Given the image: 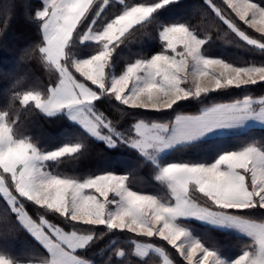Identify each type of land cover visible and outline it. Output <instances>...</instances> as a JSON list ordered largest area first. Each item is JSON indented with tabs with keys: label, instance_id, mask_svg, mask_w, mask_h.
Listing matches in <instances>:
<instances>
[{
	"label": "snow or ice",
	"instance_id": "obj_1",
	"mask_svg": "<svg viewBox=\"0 0 264 264\" xmlns=\"http://www.w3.org/2000/svg\"><path fill=\"white\" fill-rule=\"evenodd\" d=\"M95 3L42 0L41 9L34 13L42 41L33 53L39 54L57 79L46 90L12 93L6 110L0 109V195L18 223L46 249L48 255L39 264H92L78 253L95 242V226L101 225L108 232L158 237L188 264H264V145L248 143L238 150H225L210 163L162 162L172 150L193 146L209 133L244 128L251 121L264 125V97L245 95L231 103L205 106L196 115L177 114L164 123L138 119L130 125L131 135L118 130L97 109V102L114 99L131 109L159 112L179 106L181 101L200 100L216 90L248 88L264 82V62L237 66L206 56L202 49L209 36L201 37L188 23L162 22L164 12L178 0L125 5L100 28L95 27L97 19L109 0H102L88 22ZM205 3L238 37L264 52V42L242 31L213 0ZM226 3L239 20L264 34V6L252 0ZM154 23L159 26L163 50L148 59H136L115 74L113 52L125 42L130 30ZM80 25L85 27L78 31ZM77 41L95 44L97 51L87 58H77L73 52ZM17 102L25 111L34 107L48 118L66 117L110 150H118L121 145L135 150L155 166V179L167 187L170 198L133 191L128 185L130 174L105 172L83 179L54 174L48 170L50 163L77 160L87 144L78 140L43 150L28 135L15 131L19 124L18 116L14 118ZM18 197L58 215L73 225L72 230L66 231L44 216L37 222ZM256 212L262 215L256 217ZM185 221L235 231L251 242L241 254L229 257L220 248L206 244ZM77 225L90 227L81 230ZM133 243L136 256L145 258L155 252L164 264H174L164 248ZM117 255L124 257L125 252L120 250ZM0 264L21 262L0 254Z\"/></svg>",
	"mask_w": 264,
	"mask_h": 264
},
{
	"label": "trees",
	"instance_id": "obj_2",
	"mask_svg": "<svg viewBox=\"0 0 264 264\" xmlns=\"http://www.w3.org/2000/svg\"><path fill=\"white\" fill-rule=\"evenodd\" d=\"M264 6V0H254ZM155 0H109L97 25L114 18L123 11L125 5ZM102 0L96 3L89 14V20L95 17ZM229 18H231L248 35L264 40V35L254 31L228 8L223 0H213ZM41 6L40 0H0V109L6 110L12 93L28 89L46 90L55 83L57 75L50 70L40 58L33 53V48L42 41V33L38 30V22L34 13ZM193 7L191 10L189 7ZM86 22V23H88ZM163 23L183 22L196 28L201 37L209 36L210 40L203 46V52L210 56H219L236 65L245 66L248 63L264 62V52L248 45L226 25L216 13L205 3V0H178L164 12ZM85 25L78 26V31ZM157 24L137 26L130 30L125 42L112 55L111 63L116 72L136 59L147 58L163 50L159 41ZM97 51L92 43L80 44L77 41L73 52L75 55H89ZM79 79L81 77L76 74ZM245 95L261 97L264 95V82H259L248 88H229L216 90L200 100L179 102L172 109L165 111H146L131 109L118 101L105 99L97 102V109L102 111L126 135L132 133L130 127L138 119L148 121L168 122L178 113H197L202 107L218 102L235 101ZM18 116L19 124L15 131L18 135H28L43 150H53L64 143L82 140L87 144L84 153L75 161H63L48 165L54 174L75 175L81 179L89 175L105 172L130 174L128 184L135 190L156 194L164 199L170 198L167 187L155 179L156 169L144 160L138 152L121 145L118 150H110L104 142H97L89 137L78 125L64 116L48 118L44 114L29 107L26 111L17 102L14 108V118ZM248 143L264 145V127L252 126L245 129H234L224 135L212 136L198 141L195 145L172 150L163 157L162 162H211L216 155L225 150H238ZM19 198V197H18ZM27 212L37 221L44 216L66 230H72L73 225L65 223L61 217L38 208L32 202L19 198ZM256 212L254 216L260 217ZM194 234L209 245L220 248L227 256L240 254L245 245L251 241L245 236L231 230L211 228L198 221H185ZM76 227L87 230L90 226ZM97 239L86 250H80L83 258L92 264H158L160 256L150 253L141 258L134 254V240L151 241L168 252L178 264H187L177 254L175 248L158 237L147 238L129 232H108L104 226H95ZM103 233V235H101ZM125 252L124 257L117 255ZM0 254H6L20 262H40L48 253L46 249L18 223L16 216L9 210L5 198L0 195Z\"/></svg>",
	"mask_w": 264,
	"mask_h": 264
},
{
	"label": "rangeland",
	"instance_id": "obj_3",
	"mask_svg": "<svg viewBox=\"0 0 264 264\" xmlns=\"http://www.w3.org/2000/svg\"><path fill=\"white\" fill-rule=\"evenodd\" d=\"M225 3H226V0H223ZM40 2H41V6L38 8V9H41V7H42V0H40ZM252 2L253 3H258V2H256V1H254V0H252ZM227 4V3H226ZM261 5V4H260ZM228 6V5H227ZM262 6V5H261ZM229 9H231L230 7H228ZM37 9V10H38ZM189 9H191V10H193L194 8L191 6V7H189ZM231 11H232V9H231ZM223 12V11H222ZM233 12V11H232ZM224 13V12H223ZM234 13V12H233ZM225 14V13H224ZM235 14V13H234ZM236 15V14H235ZM225 16L227 17V18H229L226 14H225ZM237 16V15H236ZM237 18L239 19V17L237 16ZM113 19V18H112ZM231 19V18H230ZM111 20V19H110ZM110 20H108V21H110ZM107 21V22H108ZM107 22H105V23H107ZM104 24V23H103ZM237 24V23H236ZM103 25H101L100 27H102ZM249 26V25H248ZM95 27H97V28H100L99 26H95ZM238 27H240V26H238ZM250 27V26H249ZM250 28H252V27H250ZM241 29V28H240ZM254 31H256V32H258L255 28H252ZM242 30V29H241ZM242 31H244V30H242ZM246 33V32H245ZM258 33H260V32H258ZM247 34V33H246ZM262 34V33H261ZM264 35V34H263ZM250 36V35H249ZM250 37H252V38H255V37H253V36H250ZM255 39H257V38H255ZM258 40H261V39H259L258 38ZM261 42H264V40H261ZM202 51H203V49H202ZM96 52V51H95ZM95 52L94 53H92V54H95ZM92 54H89V55H92ZM156 54V53H155ZM205 54V53H204ZM154 55V54H153ZM206 56H208L209 58H214V59H223L222 57H219V56H210V55H207V54H205ZM77 56V58H87V56L88 55H83V56H79V55H76ZM151 57V56H150ZM150 57H147V58H141V59H148V58H150ZM225 60V59H224ZM227 61V60H226ZM135 62V61H134ZM134 62H132V63H134ZM229 62V61H228ZM231 63V62H230ZM129 64V63H128ZM236 65V64H235ZM127 66V64L123 67V69L125 68ZM237 66H240V65H237ZM123 69H122V71H123ZM112 70L115 72V74H117V75H119L121 72H116V70L114 69V66L112 65ZM106 72H107V69H106ZM78 78V77H77ZM79 79V78H78ZM204 83L205 84H208V79L207 78H205V81H204ZM53 85V84H52ZM51 85V86H52ZM261 97H264V95L263 96H261ZM254 98H256V99H259L260 97H254ZM243 99V98H242ZM231 102H234V101H228V102H218V103H231ZM214 104H216V103H214ZM211 105H213V104H210V105H206V106H211ZM205 107V106H204ZM204 107H202V108H204ZM178 114H183V115H196V114H199V112H197V113H178ZM177 115V114H176ZM175 119V118H174ZM173 119V120H174ZM145 120V119H144ZM147 122H149V123H151V122H157V121H148V120H146ZM157 123H163V122H157ZM252 126H259V127H264V125H262L261 123H259V122H256V121H251V122H249L248 124H247V126L246 127H244V128H239V129H245V128H248V127H252ZM231 130H234V129H222V130H218L217 132H215V133H209L206 137H204L203 139H205V138H209V137H212V136H217V135H224V134H227L229 131H231ZM131 135V134H130ZM54 150V149H53ZM212 162V161H211ZM207 163H210V162H207ZM49 170V169H48ZM101 174H104V173H101ZM115 174H117V175H123V174H118V173H115ZM97 175H99V174H97ZM7 178V177H6ZM9 184H10V187L11 188H13L14 189V186H12L11 185V183H10V181H9ZM129 185V184H128ZM129 187L133 190V191H137V190H135V189H133L130 185H129ZM139 192H141V191H139ZM141 193H145V194H151V193H148V192H141ZM110 199H111V194H110V197H109ZM19 199V198H18ZM26 210V209H25ZM27 211V210H26ZM29 214V213H28ZM30 215V214H29ZM31 216V215H30ZM45 218V217H44ZM34 219V218H33ZM45 219H47V218H45ZM37 222H39V221H37ZM51 222V221H50ZM66 230V229H65ZM66 231H70V230H66ZM134 241H137V242H141V243H151V244H153L154 246H156V247H161V246H159V245H157V244H155V243H153V242H151V241H148V240H134ZM167 252V251H166ZM150 253H155V252H150ZM168 253V252H167ZM155 254H157V255H159L158 253H155ZM177 254H178V252H177ZM241 254V253H240ZM239 255V254H238ZM160 256V255H159ZM168 256H169V258L174 262V264H178L172 257H171V255L170 254H168ZM237 256V255H236ZM186 262V261H185ZM187 264H188V262H186ZM21 264H39V262H21ZM158 264H164V262H163V259H162V257L160 256V261H159V263Z\"/></svg>",
	"mask_w": 264,
	"mask_h": 264
}]
</instances>
